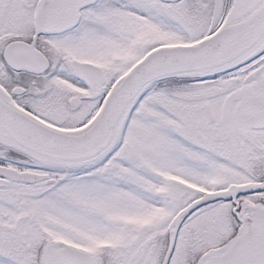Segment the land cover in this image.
Here are the masks:
<instances>
[{"label":"snow or ice","instance_id":"6c2138e0","mask_svg":"<svg viewBox=\"0 0 264 264\" xmlns=\"http://www.w3.org/2000/svg\"><path fill=\"white\" fill-rule=\"evenodd\" d=\"M0 264H264V0H0Z\"/></svg>","mask_w":264,"mask_h":264}]
</instances>
